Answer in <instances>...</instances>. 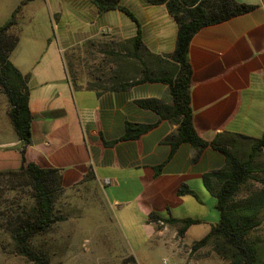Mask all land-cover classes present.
Instances as JSON below:
<instances>
[{"label": "crops", "instance_id": "0c3cea01", "mask_svg": "<svg viewBox=\"0 0 264 264\" xmlns=\"http://www.w3.org/2000/svg\"><path fill=\"white\" fill-rule=\"evenodd\" d=\"M238 1L257 7L202 27L190 41V104L193 126L201 138H218L228 146L248 150L250 140L246 137L259 138L264 130V2ZM121 3L140 22L145 46L142 58L158 71L151 56L174 50L176 22L163 4L145 0ZM136 30V23L127 14L118 9L99 12L91 0L23 3L11 28L19 40L10 59L29 76L32 135L26 158L59 169L64 190L86 186L90 181L120 189L124 205L135 203L133 219L144 223L157 237L168 234L174 239L176 232L170 231L169 225L156 230L148 215L155 212L162 217L199 218L210 229L218 221L215 215L180 214L186 195H178L177 190L186 183L199 198L207 196L202 174L220 168L224 156L210 146L199 150L182 142L172 147L166 141L176 125L140 101L153 98L168 102L167 84L129 79V83L134 82L127 87L97 93L73 88L67 74L69 60L77 70L78 81H96L89 66L96 68L95 75L107 71L104 51L124 52ZM77 58H81V65H77ZM7 110V100L0 95V171L20 167L24 146ZM128 125L133 131L147 128L132 136L127 134ZM261 155L264 160V149ZM156 166H160L158 175ZM90 170L94 178L83 181ZM125 208H121L119 217L127 223L132 213ZM172 227L177 229L178 225ZM185 235L179 240L184 241ZM179 256L180 252L176 258L183 264Z\"/></svg>", "mask_w": 264, "mask_h": 264}, {"label": "trees", "instance_id": "16d2710c", "mask_svg": "<svg viewBox=\"0 0 264 264\" xmlns=\"http://www.w3.org/2000/svg\"><path fill=\"white\" fill-rule=\"evenodd\" d=\"M21 1L11 16L0 25V91L5 95L11 125L19 139L24 141L21 149V165L16 170L0 171V226L14 243L16 253L25 257L32 264H53L47 251L32 244L35 236L48 233L52 226L63 216L59 215L57 201L63 193L62 178L59 169L43 167L26 158V147L31 142L32 115L29 109L28 74H23L11 61L10 54L16 47L19 35L11 31L23 3ZM99 12L120 10L136 23V34L130 39L131 46L125 51L105 50L104 66L108 70L96 73L92 65L90 75L96 81H78L77 70L67 60L66 68L73 88H86L99 93L105 89L127 87L135 80L160 81L168 86L170 100L143 99L140 104L153 109L162 118L176 125L174 132L166 141L174 147L177 143H188L195 149L210 146L224 156L220 168L203 172L202 182L207 191L216 199L215 208L219 219L211 224L209 231L200 239L194 240L193 251L212 245L215 252L226 261V264H262V248L252 240L251 234L261 224L264 211V160L261 155L264 149V130L259 138H250L248 150L228 146L218 140L210 141L201 138L192 122L190 104V87L192 68L189 63L188 50L194 34L204 26L220 23L232 17L245 14L257 5L238 0H145L148 4L165 5L167 12L177 24L175 47L172 52L151 56L160 68L151 69L142 55L145 46L142 40V29L135 14L121 0H91ZM91 56V53H89ZM81 65V58H77ZM137 80V81H138ZM147 126L135 131L131 125L127 134L138 136ZM160 173V166L154 168ZM94 178L90 170L83 181ZM26 189L28 198H8L7 190ZM178 195H191L200 198L195 190L182 183ZM16 200V202H15ZM18 200V201H17ZM147 220L154 224L156 230L164 225H178L177 234L183 237L193 224L202 222L199 218L162 217L151 212ZM162 222V223H160Z\"/></svg>", "mask_w": 264, "mask_h": 264}, {"label": "rangeland", "instance_id": "374dc122", "mask_svg": "<svg viewBox=\"0 0 264 264\" xmlns=\"http://www.w3.org/2000/svg\"><path fill=\"white\" fill-rule=\"evenodd\" d=\"M19 2L0 0V25L11 16L13 7ZM40 19L45 21L44 17ZM156 65L158 69L161 66ZM0 95L4 94L0 91ZM5 195L8 198H21L23 203L28 198V191L18 188L7 190ZM184 199L183 206L179 208L180 214L215 215L216 220L219 219L214 204L216 199L209 193L207 196L201 195V202L190 195ZM123 200V191L104 183L98 185L90 181L86 186L75 185L64 190L56 204L63 219L57 221L48 233L35 236L32 244L46 250L53 264H179L176 258L178 252L183 264H226L212 245L195 251L191 249L193 241L209 231L208 224L192 225L184 241L179 240L182 237L172 225L167 226L170 231L176 232L174 239L168 234L157 237L144 223L133 219L135 203L124 205ZM122 207H127L125 210L132 213L127 223L119 217ZM251 238L262 248L264 264V211L261 224ZM0 264H32L16 253L14 243L1 226Z\"/></svg>", "mask_w": 264, "mask_h": 264}, {"label": "built area", "instance_id": "2783aa9c", "mask_svg": "<svg viewBox=\"0 0 264 264\" xmlns=\"http://www.w3.org/2000/svg\"><path fill=\"white\" fill-rule=\"evenodd\" d=\"M160 223H162V222H160Z\"/></svg>", "mask_w": 264, "mask_h": 264}]
</instances>
